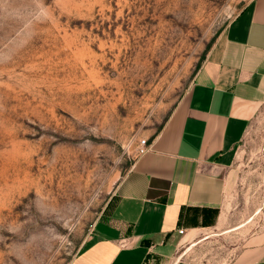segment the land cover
Returning a JSON list of instances; mask_svg holds the SVG:
<instances>
[{"label":"rangeland","instance_id":"obj_1","mask_svg":"<svg viewBox=\"0 0 264 264\" xmlns=\"http://www.w3.org/2000/svg\"><path fill=\"white\" fill-rule=\"evenodd\" d=\"M246 1L0 0V264L71 263ZM232 171L242 226L189 263L227 259L261 223L264 105Z\"/></svg>","mask_w":264,"mask_h":264},{"label":"crops","instance_id":"obj_2","mask_svg":"<svg viewBox=\"0 0 264 264\" xmlns=\"http://www.w3.org/2000/svg\"><path fill=\"white\" fill-rule=\"evenodd\" d=\"M263 105L264 0H247L187 93L146 136L148 150L134 159L70 264H192L191 248L240 228L227 227L232 167ZM256 213L258 227L213 264H264V202Z\"/></svg>","mask_w":264,"mask_h":264},{"label":"built area","instance_id":"obj_3","mask_svg":"<svg viewBox=\"0 0 264 264\" xmlns=\"http://www.w3.org/2000/svg\"><path fill=\"white\" fill-rule=\"evenodd\" d=\"M148 143L146 139H142L137 147V155H142L148 150ZM179 233H182V231H179Z\"/></svg>","mask_w":264,"mask_h":264}]
</instances>
